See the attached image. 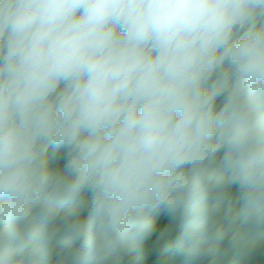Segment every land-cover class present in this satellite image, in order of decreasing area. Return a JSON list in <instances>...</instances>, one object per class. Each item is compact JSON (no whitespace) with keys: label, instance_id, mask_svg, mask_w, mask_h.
Here are the masks:
<instances>
[{"label":"clouds","instance_id":"9594fccd","mask_svg":"<svg viewBox=\"0 0 264 264\" xmlns=\"http://www.w3.org/2000/svg\"><path fill=\"white\" fill-rule=\"evenodd\" d=\"M0 264H264V0H0Z\"/></svg>","mask_w":264,"mask_h":264}]
</instances>
